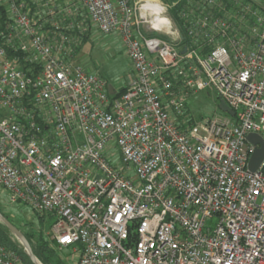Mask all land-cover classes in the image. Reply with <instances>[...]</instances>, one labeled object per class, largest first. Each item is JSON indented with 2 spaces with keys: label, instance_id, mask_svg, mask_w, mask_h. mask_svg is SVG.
<instances>
[{
  "label": "built area",
  "instance_id": "obj_1",
  "mask_svg": "<svg viewBox=\"0 0 264 264\" xmlns=\"http://www.w3.org/2000/svg\"><path fill=\"white\" fill-rule=\"evenodd\" d=\"M0 5V191L56 218V249L77 264H264V162L248 168L247 139L264 138V0ZM94 31L122 41L119 96L80 63ZM203 90L234 116L190 123ZM0 264L32 263L0 244Z\"/></svg>",
  "mask_w": 264,
  "mask_h": 264
},
{
  "label": "rangeland",
  "instance_id": "obj_2",
  "mask_svg": "<svg viewBox=\"0 0 264 264\" xmlns=\"http://www.w3.org/2000/svg\"><path fill=\"white\" fill-rule=\"evenodd\" d=\"M64 1L66 0H58L59 3H64ZM40 9L42 13L45 10L44 7L39 6ZM87 40L80 49L78 56L80 63L88 71L100 73L115 91L127 87L133 78V72L121 39L115 34L104 35L99 31H94L92 36H88ZM215 95L214 91L209 90L192 94L185 108L187 119H193V123H198L219 113ZM0 210L10 216L24 232L32 234L34 241L37 240L35 234L41 232L53 246L55 245L52 232V226L56 221L54 216L46 217L42 224L36 212L26 205L11 202L7 193L3 190L0 191ZM218 220L219 218L215 216L208 221V224L214 228ZM55 250L65 264H77L78 258L73 249L59 250L55 248Z\"/></svg>",
  "mask_w": 264,
  "mask_h": 264
},
{
  "label": "trees",
  "instance_id": "obj_3",
  "mask_svg": "<svg viewBox=\"0 0 264 264\" xmlns=\"http://www.w3.org/2000/svg\"><path fill=\"white\" fill-rule=\"evenodd\" d=\"M178 10L179 8H174L172 10V14L174 15V17L176 19H178ZM7 20V13L5 8L3 7V5H0V29L5 25ZM88 38H85L83 43L87 40ZM82 43V44H83ZM126 90L125 88H122L120 90H118L116 92V96H119L121 94H123ZM216 100L218 102V110H220L219 108V102L221 100V98L216 94ZM190 123H193L194 120L190 119L189 120ZM264 172V169H263ZM6 217H8L28 238V240L30 241L32 248L34 250L35 255L37 256V258L43 263V264H65L60 258L59 256L56 254V250L55 247L51 244V242H49L46 237H44L42 235L41 232H39L38 234H35V236L37 237V240H33L32 234H29L27 232H24L19 225H17L14 220L12 218H10V216H8L5 212H3L2 210H0ZM38 214V213H37ZM46 215H40L38 214V218L41 220V223L43 224V222L46 220ZM0 244L6 245L12 249H15L20 255H22V257L28 261V257L26 255V253L24 252L23 246L19 243V241L11 234V232L9 231V229L0 222Z\"/></svg>",
  "mask_w": 264,
  "mask_h": 264
},
{
  "label": "water",
  "instance_id": "obj_4",
  "mask_svg": "<svg viewBox=\"0 0 264 264\" xmlns=\"http://www.w3.org/2000/svg\"><path fill=\"white\" fill-rule=\"evenodd\" d=\"M186 52V48L182 51ZM111 92L113 87L110 86ZM219 108L222 112L228 113L234 116L235 112L231 109L227 103L221 99L219 102ZM248 141L255 146L254 152L251 156L248 168L251 171H256L259 169L261 164L264 162V138L259 134L251 133L247 137ZM0 222L3 223L11 232V234L19 241L23 246L24 252L26 253L29 261L32 264H43L35 255L32 245L26 235L8 218L0 211Z\"/></svg>",
  "mask_w": 264,
  "mask_h": 264
},
{
  "label": "clouds",
  "instance_id": "obj_5",
  "mask_svg": "<svg viewBox=\"0 0 264 264\" xmlns=\"http://www.w3.org/2000/svg\"><path fill=\"white\" fill-rule=\"evenodd\" d=\"M145 7L147 8H152L153 9V12L156 14V15H159V13H163V12H166L167 11V8L163 5H157V6H153V5H145ZM161 23H170V21L164 17V18H161Z\"/></svg>",
  "mask_w": 264,
  "mask_h": 264
},
{
  "label": "crops",
  "instance_id": "obj_6",
  "mask_svg": "<svg viewBox=\"0 0 264 264\" xmlns=\"http://www.w3.org/2000/svg\"><path fill=\"white\" fill-rule=\"evenodd\" d=\"M66 1H67V0H66ZM90 35L92 36V34H90ZM90 35H89V36H90Z\"/></svg>",
  "mask_w": 264,
  "mask_h": 264
}]
</instances>
